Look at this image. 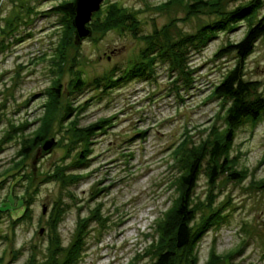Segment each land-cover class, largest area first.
<instances>
[{
	"label": "rangeland",
	"instance_id": "374dc122",
	"mask_svg": "<svg viewBox=\"0 0 264 264\" xmlns=\"http://www.w3.org/2000/svg\"><path fill=\"white\" fill-rule=\"evenodd\" d=\"M64 1L75 0H0V264H60L79 234L77 264H150L157 221L178 199L180 154L185 160L188 148L224 126L226 105L211 92L235 57L215 52L238 41L247 23L191 53L188 85L180 80L175 87L159 61L148 78L106 89L93 81L119 78L139 61L149 37L168 44L249 0H209L192 10L191 0H102L98 10L120 7L133 25L93 28L96 10L89 36L76 42L72 31L60 45L68 20L51 8ZM244 78L259 81L264 96V35L245 60ZM98 120L105 121L87 137L84 129ZM36 131L45 137L32 146ZM227 153L244 177L219 173L209 183L204 161L192 193L194 225L218 220L198 239L196 264H264V112L235 130ZM60 211L62 249L52 255Z\"/></svg>",
	"mask_w": 264,
	"mask_h": 264
},
{
	"label": "trees",
	"instance_id": "16d2710c",
	"mask_svg": "<svg viewBox=\"0 0 264 264\" xmlns=\"http://www.w3.org/2000/svg\"><path fill=\"white\" fill-rule=\"evenodd\" d=\"M211 4L209 0H191L189 5L192 10V8L207 7ZM262 4V0H249L238 4L215 22L202 26L196 33L180 36L168 44L160 43L157 40V34H155L149 37L146 47L140 53L139 61L125 69L119 78H112L110 75L98 77L93 81L96 87L102 85L103 89H106L133 78H148L152 65L159 61L166 64L168 71L174 76L173 83L175 87L178 86L177 83L180 80H182L183 85H188L193 81L190 76L192 69L188 65L191 53L203 50L219 32H228L235 24L241 21H246L247 23V28L238 41H227L215 52L218 57H223L229 53L234 54L235 57L234 65L224 74L211 92L213 96L222 101V106L226 105L222 115L224 126L217 134L212 133L206 139L188 148L185 160L182 159L183 153L180 154L182 156H180L179 162L182 171L178 177V199L163 212L157 221L155 233H157L158 238L155 243L150 245L154 256V260L150 264L197 263L198 256L195 250L197 241L206 228L218 221L215 216L212 218L207 217L201 220L199 224L194 225L193 223L197 209L193 202L192 193L199 174L203 169L201 164L204 161L207 167L204 169L209 183H213L219 173H226L233 180H241L244 177V174H241L243 172L241 169H233L234 167L228 158L227 150L233 140L235 130L246 120L253 122L258 120L264 112V96L260 91V82L244 78L245 60L254 51L259 38L264 35V13L258 16V11ZM51 9L52 11L63 13L64 19L68 20L65 26L68 34L65 40L62 41V38L60 40V45H66V41L69 42L68 36L71 37V32H74V26L71 21L75 15L74 1H64ZM106 9L103 13L101 9L94 13L97 16L92 21L93 28L95 26L96 29H103L104 31L114 25L121 24L123 25L122 28H127L125 26L128 23L133 25L134 17L125 13L120 7L110 4ZM134 28L136 27L134 26ZM130 30L133 34H137L135 29L130 28ZM81 85H83V80L81 77H76L74 86L80 88ZM54 89H52V94L54 92V94L58 93L57 87ZM50 102L51 100L45 110V120L48 119L53 110V106L49 107ZM104 121L98 120L86 127L84 132L88 135L87 137L91 136L92 132L100 127ZM43 135L40 131H36L32 138V146L41 143L45 137ZM179 149L181 151L180 147ZM24 151V154H29L27 150ZM80 157H83L82 153ZM84 159L85 157L78 160L77 163L83 162ZM56 174L55 172L54 175ZM4 178H6V175ZM260 182V186L264 187V179ZM61 211L58 212L57 218L53 223L55 232L58 223L61 221V218H58L62 214ZM85 221L86 218H83V223ZM81 227L82 229H79V233L83 232V225ZM82 236V234L78 235L68 249L64 261L60 264H77L79 261L78 257L83 252V244L80 241ZM54 241L55 246L52 255L62 249L57 232L55 233ZM44 264L53 263L48 260Z\"/></svg>",
	"mask_w": 264,
	"mask_h": 264
},
{
	"label": "water",
	"instance_id": "95a60500",
	"mask_svg": "<svg viewBox=\"0 0 264 264\" xmlns=\"http://www.w3.org/2000/svg\"><path fill=\"white\" fill-rule=\"evenodd\" d=\"M102 0H75V15L73 18V26L76 42L81 41L82 38H85L91 34V29L88 26V23L91 19V14L98 10ZM45 207H43V212ZM42 229H40V232Z\"/></svg>",
	"mask_w": 264,
	"mask_h": 264
}]
</instances>
